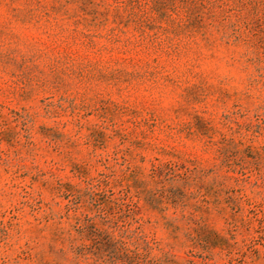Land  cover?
<instances>
[{
	"label": "rangeland",
	"instance_id": "obj_1",
	"mask_svg": "<svg viewBox=\"0 0 264 264\" xmlns=\"http://www.w3.org/2000/svg\"><path fill=\"white\" fill-rule=\"evenodd\" d=\"M0 264H264V0H0Z\"/></svg>",
	"mask_w": 264,
	"mask_h": 264
}]
</instances>
